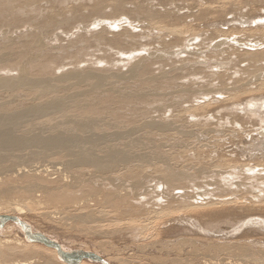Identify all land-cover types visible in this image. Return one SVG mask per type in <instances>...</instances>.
<instances>
[{"label": "bare ground", "instance_id": "bare-ground-1", "mask_svg": "<svg viewBox=\"0 0 264 264\" xmlns=\"http://www.w3.org/2000/svg\"><path fill=\"white\" fill-rule=\"evenodd\" d=\"M39 1L42 2L0 0V17L9 11L10 14L6 15L10 22L7 23L12 25L19 21L21 15L37 11L35 6ZM66 1L60 0L59 3ZM131 1L135 6L126 9L119 0H109L112 15L95 20L107 1L93 3V16L90 15V19L95 21L93 24L91 20L83 21L84 18L78 14L83 9L71 12L67 19L74 20L71 28L75 25L77 29L73 41L69 42L73 50L69 48L62 52L78 56L76 53L90 47L95 52L86 53L83 58L74 57L68 63L71 66L68 69L66 64L60 62L59 65L53 60L57 55L47 56L51 50L47 49L41 34L31 35L21 48L14 46L11 34L1 38L0 216L15 217L23 226L11 220L0 227V236L15 232L14 237L10 234L0 237V264H102L85 258L74 263L73 251L31 226L25 217H21L26 212L31 216L29 218L58 228H64L65 222L71 221L77 229H92L90 235L99 240L95 243L96 248L86 247L77 251L91 253L106 264H118L109 254L113 245L107 240L120 235L129 236L132 245L135 244L134 250L139 252L136 257L141 254L154 264H264V242L261 241L264 238V187L254 191L244 183L255 181L264 186V163L254 161L258 157L264 159V127L255 125L264 124V78L260 77L264 73L261 69L264 65V15H255L257 6H253L248 9V21L243 18L248 24L246 27L243 28L241 22L228 31L219 28L211 32V35L219 33L218 38L225 37L227 33L229 36L238 35L243 39L242 45L237 44L241 47H246L247 42L252 48H243L245 51L240 55L237 54L239 49H230L233 51L230 55L248 63L246 67L243 65L240 69L237 65L239 70L235 74L229 73L230 76L228 73L212 75L221 81L219 85L222 86L218 88L216 84L217 89L211 83L202 87L190 82L179 88L175 86L177 80L183 81L189 76L191 81L205 74L196 66H202L200 54L189 49L186 56L179 63H172L168 70H164L163 65L173 62L174 58L179 59L176 54L179 47L189 48L190 45L184 41L185 33H193L191 40L195 41L201 35L197 31L203 30H198L190 22L189 25L180 15L172 19L168 12L159 13L137 3V0ZM16 2L19 5L14 7ZM243 8L244 4L239 5L236 12ZM228 9L229 4L223 1L215 8L199 5L196 11L184 17H192L201 24L209 13L222 16ZM238 13L236 15H240ZM131 15L143 19L138 21L143 23V34L134 32L135 21ZM80 20L82 28L78 24ZM98 26L99 30H90ZM119 27L122 29L116 31ZM2 28L0 26V33ZM167 37L171 40L168 41ZM224 44L223 40L217 41L213 53H226L222 47ZM202 46V41L196 45L198 52L202 51ZM40 55L45 57L42 63ZM13 57L15 63H12ZM101 63L104 67L100 68ZM156 63H160L163 70L152 73L151 67ZM202 64L204 68L205 63ZM120 65V69L112 71ZM184 66L191 69L186 77L182 74ZM48 69L60 72V75L49 74ZM228 80L234 82L231 88ZM228 91L232 92L230 97H215L228 94ZM249 91L260 95L251 97L247 94ZM210 95L213 97L209 100H198ZM118 102L131 104V108L134 104L164 105L160 104V110H148L158 113L153 118L147 112L141 113L143 120L137 118L133 123L128 120L129 123L121 130H115L116 127L112 130L108 125V120L111 121L108 114L119 112L111 107ZM185 104L189 106L183 108ZM243 105L245 109L238 113L233 111L234 107L241 109ZM217 111L229 113L232 119L229 125L233 129L229 127L231 130L225 128L222 131L211 127L210 121H215L213 114ZM189 118L195 121L191 122ZM136 121L140 122L136 124ZM141 131L145 133V147V140L136 139ZM226 132L234 145L239 146L234 158L227 157L228 149L220 145L222 138L227 136ZM195 133L212 141L194 147L197 158L193 162L185 160L183 155L187 148L181 149V145L172 151L162 148L163 151L156 143L152 153L145 152L144 148L149 149L153 136L162 142L176 138H185L189 142ZM254 148L259 150L252 153L256 151ZM204 153L211 154L213 159ZM246 153L253 161L243 164L240 159ZM58 167H64V170ZM70 170L76 171L78 176L73 174L76 177L70 175L69 179L65 173L62 174ZM85 171L89 176L83 173ZM208 171L210 176H207ZM52 174L57 178L51 179ZM86 176L88 178H84ZM235 179L239 182H234ZM202 180L206 182L202 183ZM3 203L6 206L3 207ZM122 221L127 225L121 230L107 224ZM169 222L175 224L167 228ZM223 225H228V236ZM231 230L239 233L231 234ZM175 237L178 242H175ZM148 240L153 241L148 243ZM59 251L68 254L67 257H61ZM164 253L167 254L163 258Z\"/></svg>", "mask_w": 264, "mask_h": 264}, {"label": "rangeland", "instance_id": "rangeland-1", "mask_svg": "<svg viewBox=\"0 0 264 264\" xmlns=\"http://www.w3.org/2000/svg\"><path fill=\"white\" fill-rule=\"evenodd\" d=\"M96 1V2H95ZM97 1H99V2H102V1H104V0H68V1H66V2H64V4L63 3H59L60 2V0H46V1H43L42 0V2L41 1H39L38 3H37V5L35 6L36 8H37V11H30V12H27V14H28V16L26 17V13H25V15L23 16V15H21V18L19 19V21H22V22H15V23H12V25L11 24H8L7 22H10V17H7V15L6 14H10V12L9 11H7L8 13H4L1 17L2 18H4L3 20H4V22H2V18L0 19V26H3V31L1 30V33H0V43H2V41L3 40H1V38H5V37H10L9 35L11 34V38L14 40V46L16 47V48H21L22 47V45H24L25 43H27L26 41H28L30 38H31V35H39V34H41V37H42V39H43V42L47 45V49H49V50H51L50 52H49V54L47 55L48 57H52L53 55H57L56 56V58H53V60L54 61H56L58 64L61 62L62 64H66L67 65V67H66V69H68V68H70L71 66H69V62L70 61H72L73 60V58L75 57H82L83 58V56L86 54V53H92V52H95V49L93 48V47H90L89 49H86L85 51L83 50V51H81V52H79V53H76V54H78V56L77 55H75L74 53H73V55L71 54H68V53H63L62 51H65V49H69V48H72V47H69V42L71 41H73V39H74V37H75V35H76V32H77V29H75V25L71 28V26H72V24L74 23V20H72V19H70L69 21H68V19H67V17H71L70 16V14H71V12L73 11V10H75V9H83L82 11H80V12H78V14L79 15H81L82 16V18H84V20L83 21H85V22H88V21H90L91 19V16H93V15H91L92 14V11H91V8L97 3ZM107 1V3L105 2V4H108V6H106L105 4H104V6H105V8H104V10L100 13V15H98V16H94L95 18H94V20L97 18V19H99L100 17V19H102V18H106L107 19V17H109V16H111L112 15V12H113V9L109 6V0H106ZM120 2H122V4H124V7L126 8V9H131L132 7H133V1H131V0H119ZM225 2V3H227V4H229V9H228V11H227V13H225V15H222V16H215V15H211V13H209V15L206 17V19L205 20H202V22L204 23H201V24H198L197 22H195L194 21V19H192V17L191 18H185L184 16H187V15H190L191 13H193L194 11H196L197 10V8L199 7V5L200 6H204L205 8H215L218 4H219V2ZM18 2H20V0H18ZM93 3H95L94 5H93ZM128 3H130V4H128ZM131 3H132V6H131ZM137 3H139V4H142V5H144V6H147L148 8H150V9H152V10H156V11H158L159 13H169V14H171L170 16H171V18L172 19H175V17L178 15H180L179 17H181V18H184V21L185 22H190L191 23V25L192 26H194L195 25V27H197V29L199 28L200 30H203V31H197V32H199V33H197V34H200L201 33V35H200V37L198 38V39H196L195 41H192L191 39L193 38V33H190V32H188V33H185L184 34V41L185 42H187L188 43V45H190L189 46V48H183V46L182 47H179V49H177L176 50V54L178 55V57H179V59H177V58H174L175 60L173 61V62H171V61H169L166 65H163V69L164 70H168L169 69V66L172 64V63H174L175 61L177 62V63H179L178 61L180 60V59H183L186 55H185V53L186 52H188L189 51V49L190 50H194L195 52H197V53H199L200 54V61L202 62V63H205V67L204 68H202V66H203V64L202 63H200L202 66H199V65H196L197 67H199L200 69H203V71H204V75H203V73L201 74V75H199L198 77L196 76L195 77V81L194 80H189L188 78H189V76H187V74H188V72L189 71H191V69L189 68V66H184L183 67V71H182V74H183V76L184 77H186L187 76V78H184V79H182L183 81H179V80H177L176 81V84H175V86H177V87H179V86H181V85H183V84H185V85H187L188 84V82H190V83H193L194 85H201L202 87H205V86H210V84L209 83H211V86L215 89H217V87L219 88V84H220V80H217V77L218 76H216V77H214V76H212V75H216V74H222V75H224V74H229V73H233V74H235V72L236 71H238L239 69H238V66H239V68L241 69V67L244 65L245 67L248 65V63L245 61V62H242V60H240V58L239 57H237V59L235 58V56H233V55H230L231 53L230 52H232L233 53V51L232 50H230V49H239L240 51L237 53V54H241V51H245V49L247 50H249V48L251 47L247 42H246V44H245V46L246 47H249V48H246V47H244V46H240V45H242V43H243V39H241L238 35H231V36H229L230 35V33H227V34H225V37H216L217 35H219V33H217V35L216 34H214V35H211V32H212V30H216V29H219V28H221V29H226L227 31H228V29H230L231 27H236L235 26V24L238 26L241 22V26L244 28V27H246L248 24L246 23V21H248L247 20V18H249V13H248V9L250 8V7H253V6H257V9L254 11V12H256L255 13V15H258V14H260V15H264V0H137ZM128 4V6H126ZM244 4V6H245V8H243L242 9V11H240L239 13H238V11L236 12V9L238 8V6L239 5H243ZM17 6V5H19L17 2L15 3V4H13V6ZM92 5V6H91ZM234 5V6H233ZM238 5V6H237ZM14 6V7H15ZM130 6V7H129ZM135 6V5H134ZM196 7V8H195ZM237 7V8H236ZM11 8H12V6H11ZM195 8V9H194ZM261 8V9H260ZM263 8V9H262ZM241 10V9H240ZM166 11V12H165ZM234 11V12H233ZM259 11H260V13H259ZM31 12H33V13H31ZM52 12V13H51ZM109 12V13H108ZM177 12V13H176ZM229 12H231V13H229ZM240 14V15H236V14ZM30 14H33V15H30ZM35 14V15H34ZM109 14V15H108ZM234 14V15H233ZM248 15V16H246V15ZM6 17H5V16ZM72 15V14H71ZM91 15V16H90ZM229 15V16H228ZM4 16V17H3ZM11 16V15H10ZM84 16V17H83ZM86 16H88V17H86ZM241 18H240V17ZM243 16V17H242ZM99 17V18H98ZM28 20H27V19ZM30 18V19H29ZM131 18L135 21L134 22V26H135V29H134V32H136L137 34H143L144 33V30H143V28H142V26H143V23H139V22H142V20L143 19H140L141 17H139V16H137V15H131ZM246 20V21H244V19ZM22 19V20H21ZM26 19V20H25ZM93 19V18H92ZM189 21H188V20ZM236 19V20H235ZM241 19H243V20H241ZM26 22H25V21ZM72 20V21H71ZM136 20H137V22H136ZM231 20H232V22H234V23H232L231 22ZM235 20V21H234ZM240 20V21H239ZM139 21V22H138ZM230 21V22H229ZM244 21V22H243ZM5 22H6V24H5ZM28 22V23H27ZM82 21L80 20V22L78 23L79 24V26L82 28V26H83V24H80ZM95 21H93V20H91V22L90 23H94ZM2 23V24H1ZM29 24V25H24V24ZM138 23V24H137ZM23 24V25H22ZM122 24V23H121ZM136 24V25H135ZM189 24V23H188ZM196 24H197V26H196ZM142 25V26H141ZM190 25V24H189ZM222 25V26H221ZM232 25V26H231ZM7 26H9V27H7ZM16 26H18V27H16ZM96 26V25H95ZM94 26V27H95ZM123 26V25H122ZM137 26V27H136ZM141 26V27H140ZM225 26H227V27H225ZM124 27V26H123ZM140 27V28H139ZM6 28V29H5ZM8 28V29H7ZM93 27H91L90 28V30L93 32V31H97V30H99V26L97 27V28H93ZM119 29L121 30L122 28L121 27H119L118 28V30H116V31H119ZM196 29V30H197ZM198 29V30H199ZM11 30V31H10ZM76 30V31H75ZM10 31V32H9ZM205 31H207V32H205ZM210 31V32H209ZM227 31H223V32H227ZM230 31V30H229ZM7 32V33H6ZM154 32H156V31H154ZM205 32V33H204ZM4 33V34H3ZM208 35H207V34ZM205 34V35H204ZM1 35H2V37H1ZM5 35V36H4ZM195 35H196V33H195ZM87 36H91V35H88L87 34ZM228 37V39H225V38H227ZM222 38H224V39H222ZM231 38V39H230ZM237 38H239V39H237ZM200 39V40H199ZM236 39V40H235ZM167 40L168 41H170L171 40V37H167ZM219 40H223V42H225L226 44H224V46H222L223 48H224V50L226 51V53L224 52L223 54L221 53L220 55L219 54H217V55H215L214 53H213V48H214V46H215V44H216V42L217 41H219ZM227 40V41H226ZM229 40V41H228ZM238 40V41H237ZM20 43H19V42ZM24 41V42H23ZM144 41V40H143ZM201 41L202 42H204V46H202V51H200V52H198L197 51V49H199L198 47H196V45L197 44H199V43H201ZM235 41H237V43L235 42ZM94 43V42H93ZM184 43V42H183ZM16 44H17V46H16ZM21 44V45H20ZM192 44V45H191ZM237 44H240V45H237ZM247 44H248V46H247ZM91 45V43L89 44V46ZM94 45V44H93ZM96 45V44H95ZM183 45V44H182ZM229 45V46H228ZM226 46L227 47H229V48H226ZM66 47V48H65ZM231 47V48H230ZM239 47V48H238ZM180 48H183V49H180ZM243 48H245V49H243ZM252 48V47H251ZM250 48V49H251ZM53 50V51H52ZM58 50V51H57ZM61 50V51H60ZM69 50H73V48L72 49H69ZM54 51L55 52H57L56 54L54 53ZM228 52V53H227ZM53 53V54H52ZM82 53V54H81ZM47 54V53H46ZM142 54H144V53H142ZM239 54V55H240ZM44 55V54H43ZM219 55V56H218ZM230 55V56H229ZM41 56V55H40ZM60 56V57H59ZM73 56V57H72ZM228 56V57H227ZM42 57V58H41ZM40 58H39V61L42 63L43 61H44V59H45V57H43V56H41ZM15 57H13V59H12V63H15V60L16 59H14ZM72 59V60H71ZM63 62H65V63H63ZM11 63V64H12ZM22 63H25L24 61L22 62ZM243 63V64H242ZM240 64V65H239ZM60 65V64H59ZM100 65V68H101V66L102 67H104V64H99ZM238 65V66H237ZM121 66L122 65H120V66H117V67H114V68H112V71L115 69V70H118V69H120L121 68ZM235 66V67H234ZM237 66V67H236ZM243 66V67H244ZM82 67L84 68V66L82 65ZM89 67H90V65H89ZM95 67V66H94ZM96 67H98L99 68V66L97 65ZM95 67V68H96ZM242 67V68H243ZM85 68H88V65H85ZM91 68V67H90ZM232 68V69H231ZM234 68V69H233ZM163 70L162 69V65L160 64V63H156V64H153L152 65V67H151V71H152V73H157L158 71H160V70ZM261 69L262 70H264V65L261 67ZM114 70V71H115ZM122 70L124 71L125 70V68L124 67H122ZM157 70V71H156ZM222 71L223 70V72H220V71ZM262 70H260V75H261V71ZM219 71V72H218ZM225 71V72H224ZM47 72L50 74H53V75H60L59 73L60 72H57V71H55V73L54 72H51L50 71V69H48L47 70ZM217 72V73H216ZM262 72H264V71H262ZM212 73V74H211ZM264 73H262V75L260 76L261 77V79H263L264 77V75H263ZM13 75V74H12ZM232 75V74H231ZM229 76H230V74H229ZM201 77H203V78H201ZM205 77H208V78H206V80H205ZM209 77H211V79H209ZM226 77V76H225ZM225 77H224V79H225ZM234 77H238V76H234ZM217 81H219V82H217ZM233 82V80H228L227 82H228V87L229 88H231L230 86L233 84L234 85V82ZM181 83V84H180ZM206 83V84H205ZM216 84H218L217 85V87H215L216 86ZM204 85V86H203ZM214 85V86H213ZM232 85V86H233ZM222 86V85H221ZM220 86V87H221ZM180 88V87H179ZM247 94L249 95V96H251V97H259V95H258V93H255V92H252V91H249V92H247ZM230 95H232V92H230V91H228V94H223V95H216L215 97H220L221 99L222 98H227V97H230ZM213 97V95H210V96H208L207 98H203V97H200V99H198L200 102H203L204 100H209V98L210 97ZM211 97V98H212ZM201 98H203V99H201ZM119 103V104H118ZM115 106L114 105H112L111 107L114 109V110H116V108H117V110H119V112H116L115 113V111H113L114 113L112 114V113H110V114H108V118L109 119H111V121L110 120H108L109 121V123H108V125H110V127H112V130H114L115 129V127H116V129L115 130H121L122 129V127H124V126H126V124H128L129 123V121L131 122V123H133V122H135V120H137V118H138V120H139V118H141L142 120L144 119V118H142V116H140L139 114H141V113H148V115L150 114L151 116V118H153V117H155L156 116V114H158V113H150V112H153V111H155L156 109H159L160 110V108L162 109V106L164 105V103H156V104H158V105H156L155 104V106H154V104H153V106L151 105L150 107L149 106H144V105H140V106H138L139 104H134L133 105V107L131 108V104H127V105H124L125 104V102H121L122 104H120V102H118ZM162 106H161V105ZM123 105V106H122ZM213 105V104H212ZM247 105V104H246ZM245 105V106H246ZM126 106H130V107H128V109H127V107ZM134 106H136V108H134ZM142 106H143V108H142ZM187 106H189V105H187V104H185L184 106H182L183 108L184 107H187ZM119 107V108H118ZM153 107H155V108H153ZM139 108V109H138ZM142 108V109H141ZM146 108V109H145ZM112 109V110H113ZM123 111H122V110ZM125 109V110H124ZM133 109H136V110H134V111H132ZM150 109H152L151 111H150ZM242 109H245V107H244V105H243V107H241V109H239V107H234L233 108V111L235 110L237 113L240 111V110H242ZM127 110H129L128 111V113H127ZM138 110H143L142 112H139ZM145 110V111H144ZM150 112H149V111ZM126 111V112H125ZM123 112V113H122ZM129 112H131V114L129 113ZM137 112H139V113H137ZM127 113V114H126ZM134 113L136 114V115H134ZM130 114V115H129ZM114 115V116H113ZM122 115V116H121ZM127 115V116H126ZM139 115V116H138ZM170 114L168 113V115L167 116H169ZM124 116H126V117H124ZM138 116V117H137ZM147 116V115H146ZM145 116V117H146ZM213 116H214V118H215V121H213V119L210 121V123L212 124L211 125V127H214L215 129H217V130H224L225 128V130H227L229 127L230 128H232L233 129V126H231V125H229V121L231 122V116L229 115V113L228 112H226V111H217V112H215L214 114H213ZM123 119H121V118ZM127 117H128V119H127ZM144 117V116H143ZM133 118V119H132ZM136 118V119H135ZM125 119V120H124ZM127 119V120H126ZM131 119V120H130ZM147 119H149V118H147ZM129 120V121H128ZM134 120V121H133ZM217 120V121H216ZM189 121H195V120H193L192 118H189ZM140 121H136V124H138ZM252 122H254V123H256V121H254V120H252ZM110 123H112V124H110ZM115 123V124H114ZM119 125L121 126L120 128H119ZM255 125H257V126H262V127H264V124L263 125H259V123H256ZM228 129V130H231V129ZM188 130V129H187ZM222 130V131H223ZM144 132L143 131H141V133H138L137 135H136V139H140L141 141H144L143 143H145V142H147L146 141V138H145V133L143 134ZM219 133V132H218ZM227 133V136L225 137V138H222V140L220 141V145H222V147L224 148V149H226L227 150V152L224 150V153L226 154V156L228 157V155H229V158L230 157H232V158H234L235 157V155H236V153H238L237 151H238V145L237 144H235L234 145V143L232 142V140L229 138V133L228 132H226ZM140 135V136H139ZM143 138H142V137ZM139 137H141V138H139ZM155 136H153V139L151 138V144L150 143H147V144H150V146L148 145V147H149V149L147 150L146 148H144L145 149V152H153V150H152V147H154L155 145H157L158 144V149H161V150H163L164 151V149H165V151H172V150H175V149H177L178 148V146H180L181 145V149L183 148L184 150H185V148H187L185 151H187L186 153H184V155H183V157L184 156H186L185 157V160L188 162V163H190V162H193V160H196V158H197V154H196V151L194 150V147H200V146H202V145H204L205 143H207V142H209V141H212V139H210V138H204V137H202L201 135H196V133L192 136V138H190L189 139V142H187L186 140H185V138H179V139H177L176 138V140H174V141H168V142H162L161 140H158V138H154ZM182 139V140H181ZM157 140V141H156ZM158 141L160 142V143H158ZM154 142V143H153ZM157 143V144H156ZM167 143V144H166ZM155 144V145H154ZM230 145V147H229V145ZM145 145H146V143L144 144V147H145ZM167 145V146H166ZM178 145V146H177ZM234 146V147H233ZM238 146V147H237ZM147 147V148H148ZM151 148V149H150ZM162 148H164V149H162ZM204 148H207V147H204ZM232 149V150H231ZM256 151H253L252 153H255V152H257L259 149L258 148H254ZM157 149H155L154 151H156ZM183 150V151H184ZM231 152H230V151ZM235 153V151H236V153L234 154V156H233V152ZM229 152V153H228ZM248 153H246V155L244 156V157H242V159H240V161L244 164V163H246V162H250V161H253V160H250V159H248V155H247ZM204 156H209L210 158H212L213 156L211 155V154H209V153H204L203 154ZM237 156V155H236ZM251 156V155H250ZM260 157H262V156H260ZM182 158V157H181ZM213 159V158H212ZM255 162H257V163H264V159H260L259 157L258 158H256L255 160H254ZM233 162H235V161H233ZM50 162H48V163H46V164H49ZM251 163V162H250ZM50 166H52V165H50ZM59 168V167H58ZM59 169H62V170H64V167H60ZM216 169V168H215ZM218 170H220V169H218ZM50 172H49V174H51V173H53L52 172V170L50 169L49 170ZM220 171H226L227 172V170H220ZM228 171H230V170H228ZM191 172H193V171H191ZM65 173V175H67V178H69L70 179V177H72V176H70V175H76V176H78L77 174H76V171H73V170H70L69 172H67V171H63L62 172V174H64ZM67 173V174H66ZM83 173H86L85 175H87V176H89V173H87L86 171L85 172H83ZM215 173H216V171H215ZM68 174H69V177H68ZM53 175V174H52ZM73 175V177H76V176H74ZM211 175V173H209V171H208V173H207V176H210ZM53 176H55V175H53ZM53 176H50V178L51 179H56L57 178V175L55 176V177H53ZM84 177V178H88V177ZM69 179H67L68 180V182L70 181ZM87 180V179H86ZM202 183L204 182H206L205 180H202L201 181ZM234 182H239V181H237L236 179L234 180ZM81 183V182H80ZM84 183V182H83ZM83 183H82V185H83ZM245 184H248L249 186H250V189L251 190H258V188L260 189L261 187H264V186H260V185H258V183L256 184V182L255 181H245L244 182ZM208 189H211V187H209ZM5 203V202H4ZM4 203L2 204L3 205V207L4 206H6V205H4ZM6 204V203H5ZM41 207H43V206H41ZM26 215V216H25ZM21 217H25V220L31 225V226H33L34 228H36L37 230H39V231H41L42 233H44V234H47V235H49V236H51V237H54V238H56L60 243H62L67 249H69V250H71V251H73L74 252V250L75 251H77V249H84V248H89V249H93V248H96L95 246H97V244H95L96 242H99V240L96 238V237H94V235H90V233H91V231H92V229H77V228H75V224L74 223H72L71 221H66L65 222V227L64 228H58L56 225H49V224H47V223H45L44 221H39L38 219H36V220H34L33 219V217H32V219L31 218H29V217H31L30 215H28V213L26 212L25 214H22V216ZM246 222V221H245ZM170 223V222H169ZM107 224L108 225H110L111 226V228H113V227H118L119 228V230H121L124 226H126L127 225V222L126 221H122V222H118V223H112V222H107ZM175 223L174 222H171L170 224H167L166 226H167V228L168 227H170L169 225H174ZM239 224H237L236 226H238ZM224 226V232L227 234V236L230 234L229 232H226L227 231V229H226V227H228V225H223ZM243 228H241V230H242ZM232 231V230H231ZM11 233H9V234H7V235H9V236H12L13 235V237L15 236L14 234H15V232H13V231H10ZM239 232H231V234H235V235H237ZM18 234V233H17ZM6 234L4 235H1L0 237H4V236H7ZM121 237H119V236H115V237H110L107 241L111 244V245H113L114 246V248H113V246H112V250H110V251H112L111 253H110V251H109V254H110V256L112 257V258H115V260H116V263H120L121 262V264H154L152 261H150V260H146L145 258H147V257H141L140 255L141 254H139V257L137 256L136 257V255H137V253H139L138 251H136V250H134L135 249V247H133V245L135 246V244L133 243V245H132V241H131V239L129 238V236H123V235H120ZM98 240V241H97ZM174 240H175V242H178L177 241V239H176V237L174 238ZM93 241V242H92ZM149 241V240H148ZM153 241V240H152ZM151 240L148 242V243H150V242H152ZM262 242H264V238H262V240H261ZM135 243H137V241L135 242ZM140 243V242H139ZM127 245V246H126ZM115 248H117L116 250H115ZM127 248V249H126ZM133 248V249H132ZM109 250V249H108ZM114 250V251H113ZM126 250V251H125ZM129 250V251H128ZM103 251V250H102ZM101 251V252H102ZM118 251V252H117ZM134 251V252H133ZM104 252V251H103ZM126 254H125V253ZM129 252V253H128ZM133 252V253H132ZM112 254H113V256H112ZM123 254V255H122ZM130 254H132L131 256H129ZM133 254H134V257L136 258V259H134V257H133ZM136 254V255H135ZM166 254L167 253H164L163 255H162V257L164 258L165 256H166ZM117 255V256H116ZM128 255V256H127ZM121 257V258H120ZM117 258H119V260L117 259ZM127 258V259H126ZM131 258H133V260L131 259ZM138 258V259H137ZM142 258V259H141ZM144 258V259H143ZM167 258V257H166ZM165 258V259H166ZM123 259V260H122ZM131 259V260H130ZM129 260V262H127ZM119 261V262H118ZM122 261H123V263H122ZM126 262V263H125ZM172 262H168L167 264H171ZM173 264V263H172Z\"/></svg>", "mask_w": 264, "mask_h": 264}, {"label": "water", "instance_id": "water-1", "mask_svg": "<svg viewBox=\"0 0 264 264\" xmlns=\"http://www.w3.org/2000/svg\"><path fill=\"white\" fill-rule=\"evenodd\" d=\"M11 220H15L19 225H21V223L15 219V217H10V216H0V227H2V225H4L5 223L11 221ZM23 226V225H21ZM56 249L58 250V247H56ZM78 252V253H77ZM61 257L66 258L68 254H66L65 252L59 251ZM72 255L75 257L74 259V263L80 262L82 259H91L94 261H99L102 264H106L105 262H103L99 257H96L94 255H92L91 253H81L79 251H75V252H71Z\"/></svg>", "mask_w": 264, "mask_h": 264}]
</instances>
